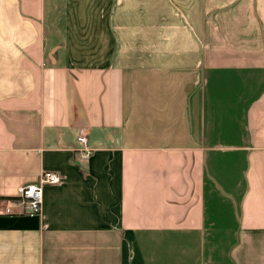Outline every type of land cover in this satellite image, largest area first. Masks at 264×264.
<instances>
[{
	"label": "crops",
	"instance_id": "0c3cea01",
	"mask_svg": "<svg viewBox=\"0 0 264 264\" xmlns=\"http://www.w3.org/2000/svg\"><path fill=\"white\" fill-rule=\"evenodd\" d=\"M54 1L0 0V264H264V0Z\"/></svg>",
	"mask_w": 264,
	"mask_h": 264
},
{
	"label": "built area",
	"instance_id": "2783aa9c",
	"mask_svg": "<svg viewBox=\"0 0 264 264\" xmlns=\"http://www.w3.org/2000/svg\"><path fill=\"white\" fill-rule=\"evenodd\" d=\"M78 141L83 146L84 157L89 158L91 150L87 147L86 136L82 134ZM60 183L61 176L57 172L45 171L42 173L39 182L26 184L21 188L16 205H25L27 208L26 214L30 216L40 215L43 209L44 188L50 185H59Z\"/></svg>",
	"mask_w": 264,
	"mask_h": 264
},
{
	"label": "rangeland",
	"instance_id": "374dc122",
	"mask_svg": "<svg viewBox=\"0 0 264 264\" xmlns=\"http://www.w3.org/2000/svg\"><path fill=\"white\" fill-rule=\"evenodd\" d=\"M54 2H57V6H54L56 12L55 14H52V17L49 20L55 22L56 25H58V28L61 29L64 22L65 0H55Z\"/></svg>",
	"mask_w": 264,
	"mask_h": 264
},
{
	"label": "water",
	"instance_id": "95a60500",
	"mask_svg": "<svg viewBox=\"0 0 264 264\" xmlns=\"http://www.w3.org/2000/svg\"><path fill=\"white\" fill-rule=\"evenodd\" d=\"M53 57V53H52V55H51V58Z\"/></svg>",
	"mask_w": 264,
	"mask_h": 264
},
{
	"label": "trees",
	"instance_id": "16d2710c",
	"mask_svg": "<svg viewBox=\"0 0 264 264\" xmlns=\"http://www.w3.org/2000/svg\"><path fill=\"white\" fill-rule=\"evenodd\" d=\"M11 199H17V198H11Z\"/></svg>",
	"mask_w": 264,
	"mask_h": 264
}]
</instances>
